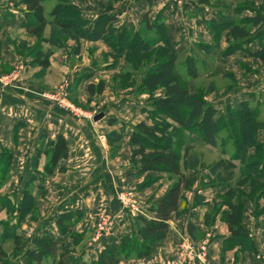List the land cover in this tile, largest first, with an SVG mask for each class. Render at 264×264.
Listing matches in <instances>:
<instances>
[{
	"label": "trees",
	"instance_id": "trees-1",
	"mask_svg": "<svg viewBox=\"0 0 264 264\" xmlns=\"http://www.w3.org/2000/svg\"><path fill=\"white\" fill-rule=\"evenodd\" d=\"M50 1L52 0H21L25 7V23L21 26L28 36L35 37L39 42L44 41V31L50 27V35L45 42L51 47L60 48L64 42L72 41L75 43V52H79L81 41L101 42L112 51L113 59L124 58L131 68H137L139 64L145 67L149 56H153L152 63L136 87L137 95L148 98L145 114L151 126L142 122L132 128L129 140L130 166L136 171L137 177H145L147 180L139 188H146L156 182V179L150 178L151 175H165L172 183L165 194L148 207V216H134L131 234L122 237L118 243L104 245L95 259H86L84 249L76 250L87 233L75 230L84 218L83 212L79 210L64 212L57 217L55 225L59 239L44 232L34 236L25 246L18 233V225L36 209L32 189L40 159L43 156L48 158L44 174L53 175L56 171H64L57 169V166L68 156L63 138L59 137L52 142L43 135L33 157V175L24 183L21 199L17 204L6 196L0 200L2 211L16 214L15 224H8L0 239V264H12L11 258L6 259L2 249L6 243L13 244L11 256L23 252L24 264H120L122 261L142 260L160 246L169 230V223L181 217L184 193L193 185L194 172L199 168L208 170L210 180L206 183L207 186L227 189L216 199L212 213L205 217L206 224L213 223L215 214L220 213L223 207L228 209L221 213L230 233L223 251L235 246L243 251L250 248L252 250L250 234L242 227L243 202L246 198L257 205L264 197V141L259 142L257 138L259 132L264 131V121L257 119V109L251 108L247 102H241L237 108L226 106L225 114L220 116L222 118H216L218 111L205 100L201 91L191 94L188 84L200 76L207 61L215 60L218 53L226 58L242 50L248 58L258 60L264 66L263 45L252 53L242 47L245 41L247 43L250 40L264 39V17L256 14L253 18L231 23L208 22L209 37L213 44L192 45L183 58V70H180L177 65L178 56L161 17L157 16L151 22L146 14L139 23V29L133 31L129 26L116 28L119 19L109 14H101L95 20L83 17L80 10L65 0H56L48 15H45V5ZM148 2L151 4V0ZM251 6L253 5L237 8V11ZM263 9L264 7H260V10ZM248 24L250 29L254 28V35H250L246 29ZM222 32L227 47L219 52L217 42L221 39ZM145 34L151 35L152 39L146 40ZM50 57V51L37 53L34 64L41 70H46L50 66ZM122 77L121 79L129 80L130 75L124 73ZM104 89L103 81L87 86L85 92L88 100L100 96ZM212 90L207 92L211 93ZM108 124L113 125L115 121L109 120ZM222 131L225 132V137H220ZM122 140L123 133L112 132L106 136L110 147L121 144ZM229 142L232 148L228 152L226 144ZM196 145L218 149L222 156L228 158L221 157L205 168L193 152ZM115 150L111 151V155L116 154ZM251 150L254 154H250ZM183 153L187 157L182 160ZM11 159L12 155L8 152H3L0 156V187L8 179ZM184 170H191L193 176L189 177ZM236 171L241 180L233 183ZM241 191L245 193L243 200L235 197ZM234 197L236 199L232 202ZM187 234L193 241L201 238L191 223L187 226Z\"/></svg>",
	"mask_w": 264,
	"mask_h": 264
},
{
	"label": "crops",
	"instance_id": "crops-1",
	"mask_svg": "<svg viewBox=\"0 0 264 264\" xmlns=\"http://www.w3.org/2000/svg\"><path fill=\"white\" fill-rule=\"evenodd\" d=\"M55 1L52 0L53 3ZM224 1L229 2L227 5H223L222 0H183L181 2L151 0V4H149L148 0H125L117 7L107 9L99 6L97 8L89 3L84 6L80 5L81 7L72 3L71 6L80 10L83 17L92 20L101 14H109L119 19L118 24L139 25L142 17L146 14L151 22L159 16L163 20L178 58H185L192 45L212 44L208 22L231 23L253 18L256 14H261L264 17V9L260 10L258 6L264 0H243L253 6L249 8L250 10L242 11H237L236 5L230 2L231 0ZM48 4L50 2L46 3L45 11L51 6ZM95 8L97 9L95 10ZM252 9L253 11H251ZM24 10L25 7L21 4V0H0V71L11 69L17 62L18 57L12 41L17 43L18 50L25 48L26 45L29 47L39 42L35 37L28 36L21 26L25 23ZM94 10L97 13L95 12L93 16L92 11ZM49 35L50 27H47L43 34L44 41L40 43L43 50L51 52L49 68L41 70L32 63L24 74V82L19 85L20 89L0 87V156L3 152L12 155L8 179L4 185V187H12V190L5 193L12 203L14 199L16 203L21 199L22 187L30 175H33L32 161L43 135H46L47 139L52 142H55L59 137L63 138L68 148V156L59 162L57 169L61 168L64 171L45 175L44 167L48 162V158L45 156L40 159L38 166L34 186L39 196L44 195V211L40 209L41 215L45 212L42 217L43 227L41 230L42 233L47 232L50 236L59 239L55 225L57 217L64 212L79 210L83 212L84 218L77 224L75 230L78 233H83L93 227L96 216L93 211L110 212L114 217V226L110 237L107 240L95 242L86 257L95 259L104 245L118 243L122 237L133 231L134 216L120 207L117 200L119 193H133L144 212L143 215H149L145 202L154 192V187L139 188L144 177H137L136 171L130 166L129 140L135 125L143 122L147 126H151V123L147 120L145 107L136 104L131 112L124 117L116 113H109L99 121H94L95 117L91 120H77L67 114H62L52 103L38 97L36 94L39 91H48L60 82L61 74L65 71L71 77L70 93L73 95L76 92L79 93L80 98L77 102L85 104L88 101V98L85 97L87 86L96 85L99 81L108 82L112 77L122 74L123 61H118L115 66L110 67L112 51L103 43L81 41L82 64H78L72 62V58L65 51L66 49L48 45L45 41ZM223 41H225L224 37ZM261 45L264 46V39L261 41L250 40L247 43L245 41L242 47L252 53L260 49ZM67 46L73 50L75 43L68 41ZM221 50L222 48L219 49V52ZM105 54H108L107 63L103 61ZM248 60L258 61L248 58L242 50L226 58L221 57L218 53L215 58L216 70L218 67L227 65L234 67V72H238L240 70L239 63ZM67 64L69 68L66 67ZM83 73L87 77L82 80V84H79ZM256 88L264 91V81ZM243 91H245L244 88L235 94L227 91L216 99L206 98L205 100L218 111L216 117L218 118L226 106L237 108L243 102ZM130 105L131 103H129ZM109 120H114L115 124L109 125ZM112 132L123 133L120 154L115 158L110 155L107 141L100 139V136L105 137ZM257 138L259 142L264 141V138L259 140V135ZM214 154L219 158H228V156H222L218 149L214 151ZM250 154H252L251 151ZM19 170L22 171L19 172ZM186 174L189 177L193 176L192 171H187ZM159 176L166 177L165 175ZM206 183L207 180H204L201 184L197 178L194 187L185 192L186 208L184 213L178 220L169 223V230L166 232L165 238L150 258L129 260L126 262L127 264H181L177 256V249L181 242L187 241L186 239L189 238L187 234L189 223L196 227L197 233L201 236L199 241L204 239L208 244L207 264H259L257 256L264 249V197L258 201L257 206L247 199L244 200L242 227L250 234L252 250L250 248L243 251L239 246H235L223 251V248L228 244L230 233L221 213L227 212L228 209L223 207L220 213L215 214L213 223L206 224L205 217L212 213L216 199L223 195L227 189L210 187ZM17 186H20L21 189L19 187L17 190L14 189ZM165 190L159 192L160 194L155 193L156 197L160 199L165 194ZM244 190L248 192L247 189L244 188ZM15 194L17 195L14 196ZM255 206L257 210H255ZM4 213L5 210L0 209V215ZM14 263L12 261V264ZM20 264H24L23 259Z\"/></svg>",
	"mask_w": 264,
	"mask_h": 264
},
{
	"label": "rangeland",
	"instance_id": "rangeland-1",
	"mask_svg": "<svg viewBox=\"0 0 264 264\" xmlns=\"http://www.w3.org/2000/svg\"><path fill=\"white\" fill-rule=\"evenodd\" d=\"M60 1V0H57ZM63 1V0H61ZM68 2L70 5L72 3L78 4L79 6H84L87 3L94 5L98 8V6L101 8H111V7H117L119 4L123 3L125 0H65ZM136 1V0H133ZM179 2L183 0H177ZM229 2V1H228ZM227 1L225 2L222 0L223 5H227ZM233 4L236 5V8H242V7H247L251 3L245 2L243 0H231ZM52 3V4H51ZM126 3V2H125ZM124 3V4H125ZM254 3V2H253ZM55 2L53 3L50 1L51 5L49 9L44 11L45 15H48L49 11L51 8L54 6ZM80 6V7H81ZM259 7H264V2L260 5ZM95 8V10L97 9ZM92 11V15H95L96 11ZM97 13V12H96ZM91 14V12H90ZM142 20V19H141ZM150 20V18H149ZM151 21V20H150ZM122 25L125 27L129 26L132 27L133 31L136 29H139V25H134V24H117L116 28H121ZM246 29L249 31L250 35H254V28L250 29V24L246 25ZM253 30V31H252ZM158 33L160 31L158 30ZM223 36L224 32H222L221 39L218 40L219 44V49L222 48L225 49L227 47V44L225 41H223ZM145 39L146 40H151L152 36L151 35H146L145 34ZM41 42H37L33 45H30L29 47H26L18 50L16 48V42L12 41V44L14 45L15 52L17 54V62L11 67V69L7 71H0V87L3 89H20L19 85L24 82V74L26 73L28 67L34 63V56L37 53H45L46 51L49 50H43L42 47L40 46ZM67 42H64L62 46L60 47L61 49L64 48L66 49L65 51L69 54L70 58H72L73 63H78L82 64V58H81V48L79 52H75L74 48L73 50H70L67 46ZM204 44V43H200ZM213 44V42H212ZM109 49V48H108ZM32 51V52H31ZM77 53V55H76ZM79 55V56H78ZM108 54H105L104 57V62L107 63L108 60ZM78 56V57H77ZM65 57V56H62ZM152 55L149 56L147 60V64L144 67L142 64H139V66H136L137 68H131L130 65L127 63V61L124 58H119V59H113L111 58V66H115L118 61H123L122 63V68H121V75L120 76H114L112 77L108 82L105 83V89L104 92L100 96H94L92 99H87L88 101L84 104V102H77L79 101V93H75L74 95L70 93V75L67 74L65 71L62 72L61 74V80L58 82L52 89L48 91H39L36 95L40 97L41 99L48 101L52 103L57 110H60L62 114H67L70 117H74L75 119H88L91 120L93 117H96L99 114L103 115H108L109 113L111 114H118L120 116L127 115L129 112H131L132 108L134 105H140L141 107H145L146 109V103H147V97L145 95H137L136 94V87L142 80L143 74L145 70L150 66L152 63ZM126 58V57H125ZM69 60V58H68ZM182 62L183 58H178L177 65L180 70L182 69ZM141 65V66H140ZM80 66V65H76ZM69 68V65L67 64L66 66ZM240 70L237 72L235 71V68L229 67L227 65L218 67V70H216V64L215 60L212 62L207 61V65L203 71V73L200 74V76L197 79L189 81L188 87L190 89V93H195L197 91H201L204 94L205 99L210 98V99H216L219 97V95L224 94L227 91H231L232 93H237L241 88H244L245 91H243V102H247L248 105H250L251 108H255L258 111L257 119L259 121H264V91L257 90V85L261 84V82L264 81V66L261 62L258 63L252 60L244 61L239 63ZM241 71V72H240ZM130 75L129 80H124L121 79L123 78V74ZM182 73V71H181ZM83 76L81 77L82 79L79 80V84H82V80L86 79L87 75L82 74ZM80 86V85H79ZM38 89V87H36ZM212 90L211 93H208L207 90ZM87 95V94H86ZM88 98V96H86ZM121 99V100H119ZM125 102H123L124 100ZM76 100V101H74ZM119 100V101H117ZM249 100V102H248ZM125 103V104H123ZM129 103L131 105L129 106ZM234 108V106H230ZM225 114V111L220 115L222 116ZM219 118L221 119L222 117ZM139 120V119H138ZM225 132L222 131L220 134V137H225ZM264 138V131L259 132V140H263ZM101 140L106 141V136H100ZM122 143L119 145L115 146H108L110 155L111 151L115 150L116 147V154L111 155L112 158H115L119 156L120 154V148L122 147ZM226 150L231 151V142L226 144ZM113 149V150H112ZM213 149L205 148V147H200L198 145L195 146L193 152L199 157L200 162L204 165L205 168H208L211 164L216 162L219 159V156L214 154ZM220 151V150H218ZM251 153L254 154V151L251 150ZM182 160L185 159L187 156L183 153L181 156ZM22 170H19L21 172ZM187 171L191 170H184V173L186 174ZM24 173V172H23ZM193 173V172H192ZM195 174V181L191 188L187 191H190L195 183L197 182V178H199V182L203 183L204 180H207V182L210 180L208 177V170L206 169H198ZM150 178L156 179V182L149 185L147 188H152L154 187L152 192V195H149L147 198V201L145 202L146 205L149 207L154 201L159 199V197H156L155 193H159L165 188L171 185L172 182H169L166 177H161L159 175H151ZM241 180L239 178V172L236 171L234 175V181L233 183H238V181ZM147 181L145 177L143 178V182ZM21 182V179H20ZM142 182V183H143ZM168 184V185H167ZM5 183L0 187V200L2 197L6 196L5 192H9L12 190V187H4ZM156 185V186H154ZM20 188V186L15 187L14 189L17 190V188ZM6 188V190H5ZM21 189V188H20ZM167 189L165 191H167ZM247 189V188H245ZM35 186H33L32 192L35 194V206L36 209L33 213L28 214L27 217L25 218L24 221H22L18 225V233L21 236L24 245H28L34 236L42 234V223H43V215L40 213L41 211H44V203H43V196H39L37 192L35 191ZM240 195H236L235 197L238 199L241 198L243 200V195L245 193L243 191L239 192ZM243 193V194H242ZM160 194V193H159ZM186 193H184L185 195ZM15 194L14 196H16ZM232 199V202L235 201L236 198ZM246 199V198H245ZM244 199V200H245ZM117 200L120 204V207L124 211H129L130 215L132 214L133 216L138 215V213H144L143 210H141V207L139 205V202L137 198L133 196V193H119L117 196ZM248 201L252 202V200L247 199ZM14 204H17L15 199L13 201ZM254 202H252L253 204ZM244 204V202H243ZM257 206V205H256ZM255 206V210H257V207ZM181 207L185 210L186 208V202H185V197H184V202L181 204ZM245 208V206H244ZM183 210V213H184ZM46 211V210H45ZM182 213V214H183ZM93 214H95L94 222H93V227L91 229L87 230L86 232V237L78 247H76V250L81 251V249H84L85 251V258L89 254L90 250L92 249L93 245L95 242H100L102 240H107L108 237L106 236H100L102 234L101 229H106L109 227L110 221L111 227L113 229L114 226V217L111 215V213L108 211L103 212L102 210L100 211H93ZM16 214H9L8 212L5 211L3 215H0V239L2 237V233L4 232L5 229H7V225H12L15 224L16 222ZM104 216H108L109 220L103 223L101 220ZM111 229V233H112ZM77 232V231H76ZM187 241L181 242L178 246L177 249V256L181 264H207V253H208V244L206 240H201V241H193L190 238L186 239ZM189 240V241H188ZM67 243H70L69 240H66ZM162 242V241H161ZM160 247V246H159ZM158 247V248H159ZM103 248V247H102ZM157 248V249H158ZM3 251L6 254V259H10L15 262L14 264H20L21 260L23 259V252H19L18 254H15L11 256L10 252L13 249V244L12 243H6L3 245ZM102 250V249H101ZM100 250V251H101ZM99 253V252H98ZM97 253V254H98ZM261 253H264L261 251ZM152 255V254H151ZM150 255V256H151ZM150 256L144 258V260L150 258ZM89 258V257H88ZM86 258V259H88ZM90 259V258H89ZM143 260V259H142ZM127 261H122L120 264H127Z\"/></svg>",
	"mask_w": 264,
	"mask_h": 264
},
{
	"label": "built area",
	"instance_id": "built-area-1",
	"mask_svg": "<svg viewBox=\"0 0 264 264\" xmlns=\"http://www.w3.org/2000/svg\"><path fill=\"white\" fill-rule=\"evenodd\" d=\"M138 214H141L143 215L142 213H138ZM103 223H105L106 221L109 220L108 216H104L102 219ZM112 223V221H110ZM111 223H109V227H107L106 229H101V233L100 236H106L108 237L110 234H111V229H112V225ZM257 259L259 261V264H264V253H260L258 256H257Z\"/></svg>",
	"mask_w": 264,
	"mask_h": 264
},
{
	"label": "water",
	"instance_id": "water-1",
	"mask_svg": "<svg viewBox=\"0 0 264 264\" xmlns=\"http://www.w3.org/2000/svg\"><path fill=\"white\" fill-rule=\"evenodd\" d=\"M103 114H99V115H97L95 118H94V121H99V120H101L102 118H103Z\"/></svg>",
	"mask_w": 264,
	"mask_h": 264
}]
</instances>
